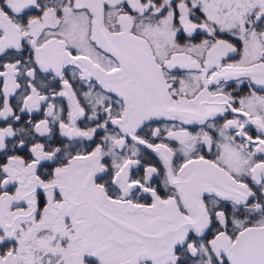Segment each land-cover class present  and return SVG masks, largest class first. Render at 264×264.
<instances>
[{"label":"snow or ice","instance_id":"snow-or-ice-1","mask_svg":"<svg viewBox=\"0 0 264 264\" xmlns=\"http://www.w3.org/2000/svg\"><path fill=\"white\" fill-rule=\"evenodd\" d=\"M0 264H264V0H0Z\"/></svg>","mask_w":264,"mask_h":264}]
</instances>
